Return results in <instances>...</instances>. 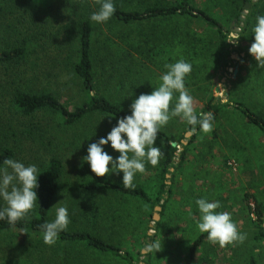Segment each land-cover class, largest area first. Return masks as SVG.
I'll return each instance as SVG.
<instances>
[{
    "label": "rangeland",
    "instance_id": "rangeland-1",
    "mask_svg": "<svg viewBox=\"0 0 264 264\" xmlns=\"http://www.w3.org/2000/svg\"><path fill=\"white\" fill-rule=\"evenodd\" d=\"M38 1L35 10L8 9L0 20L1 48L10 39L23 41L28 36H34L42 44L20 68L22 78L13 75L12 69L0 71V145L4 142L14 149V160L26 166L35 164L38 169L52 157L62 160L65 182L55 205L63 200L62 205L67 206L68 227L82 226L83 230L88 229L121 246L132 253L135 264H185L193 244L207 235L197 230L199 211L195 204L197 199L207 198L220 202L221 208L217 211L231 213L246 239L220 247L205 237L191 264H248L252 257L258 264H264V240L256 238L258 220L250 210V205H255L245 201L247 195L257 200L264 221V138L236 109L224 110L214 119L210 132L200 131L187 137L189 125L178 117L161 128L170 135L172 143L180 141L182 145L177 143V157L166 175L167 192L158 206L152 207L134 198H120L114 193L80 189V185L89 180L83 160L89 144L105 137L116 122L92 117L64 127L51 112L29 116L18 113L12 107L11 97L17 87L29 84L37 91L56 93L70 110L80 104L78 81L62 64L66 51L61 50L60 45L65 32H69L71 19L74 20L70 18L74 11L89 8L94 12L99 3L98 0ZM191 1L223 19L227 26H233L224 0ZM243 13L244 20L248 11ZM109 23H95L97 52L94 56L99 89L108 99L130 107L140 94H150L159 85V77L167 71L166 64L184 59L192 64V71L185 78V88L193 97L195 114L203 110L212 95L223 102H242L264 115V68H257L253 57H245L239 43L234 46L221 42L201 23L185 18L112 30ZM59 32L63 36L53 41V36ZM172 106L170 104V108ZM155 146L162 152L158 165L146 164L144 173H138L134 179L135 185L149 189L153 200L159 197L157 176L163 172L165 156L164 147L157 143ZM105 150L114 158L119 155L110 146ZM183 152L185 160L181 163ZM122 175H106L104 179L122 184ZM88 205L98 207L102 215L95 209V220L93 216H81L79 210L83 207L93 210ZM54 216L55 209L52 219ZM153 241L162 245L160 251L144 254L142 249ZM0 264L124 263L81 245L58 242L49 245L44 243L41 234L15 230L0 234Z\"/></svg>",
    "mask_w": 264,
    "mask_h": 264
},
{
    "label": "trees",
    "instance_id": "trees-1",
    "mask_svg": "<svg viewBox=\"0 0 264 264\" xmlns=\"http://www.w3.org/2000/svg\"><path fill=\"white\" fill-rule=\"evenodd\" d=\"M80 0L79 2H81ZM38 0H0V20L2 15L8 13V9H26V12L35 10ZM116 11L113 17L109 20V29L121 28V26H132L136 24H149L155 21H169L178 18H185L192 22L201 23L204 28L213 32L221 42L227 40L228 34L232 31L230 28H239L240 40L239 48L245 53V57H252L249 54V48L254 41L252 28L256 23L258 15H264V0H224V4L229 7V20H231L232 27L227 26L223 19H219L211 12L199 8L194 5L191 0H114ZM250 8L247 10L248 15L244 20L241 19L246 5ZM9 5V6H8ZM99 6V5H98ZM89 11H88V10ZM81 11H74V17L71 19L69 32H65L64 41H61L60 49L66 51L65 58L62 62L64 66L69 68L77 79L80 87L81 100L80 104L75 109H68L64 103L54 92L37 91L28 85H20L15 89L11 97L12 107L23 115L29 116L37 112H51L61 122L64 127L76 125L85 119L96 117L106 118L113 122L130 114V107H124L107 97L100 91V81L95 74L94 56L97 52L95 39V23L90 20V14L93 12L89 8ZM75 15V16H74ZM63 36L59 32L53 36V41H59ZM191 36V35H189ZM195 36V34H193ZM42 45L34 36H28L23 41L19 39L8 40L5 42L3 48L0 47V71H8L12 69L11 73L16 77L22 78L19 70L29 61L32 54H36V48ZM63 45V46H62ZM13 76V79H16ZM20 88V90H18ZM98 89V90H97ZM233 108L240 111L246 121L256 126L264 138V115L257 114L247 105L242 102H223L221 99L210 96L205 107L200 113L211 112L216 119L224 110ZM192 127L189 125L188 129ZM198 129V125L196 126ZM197 132H200L197 130ZM156 143L164 147L163 172L157 176L159 177L160 185L158 189L159 197L153 200L150 196L149 189L146 186L136 184L134 188H126L122 184H115L107 181L104 177H96L90 171V166L84 162V171L89 177V180L80 185V189L85 192L92 193H114L125 199H138L141 202L150 204L152 207L158 206L166 194V175L169 169L173 167L174 159L177 157L178 146L182 143L177 141L178 146L173 147L171 137L165 131L160 130ZM5 158L15 159V151L12 147L1 143L0 145V165ZM185 160V152L182 153L180 162ZM40 175L38 178L39 187L37 189L38 201L37 206L32 210L30 217L25 220L17 221L15 226H10L7 220L0 221V234L21 230L28 233L41 234V225L46 221L52 219V207L55 206L57 198L59 197L65 182V170L63 162L58 157H52L47 164L39 167ZM245 201L250 204V210L257 216V240H264V221H262L263 213L260 207H257V200L250 195L245 197ZM0 206H3L0 201ZM89 208V205H88ZM93 208V210L91 209ZM92 214L83 207L79 210L81 216L88 218L93 216L97 218L98 207H91ZM96 209V210H95ZM88 211V212H87ZM87 212V213H86ZM88 216V217H87ZM84 227H67V229L60 233L56 242L67 245H81L87 249L108 257L112 260H119L124 264H135L132 253L124 250L121 246L104 239L90 230H83ZM207 235L201 236L191 247L190 255L185 264H191L197 254L198 249L202 246ZM248 264H258L256 258L252 257Z\"/></svg>",
    "mask_w": 264,
    "mask_h": 264
},
{
    "label": "clouds",
    "instance_id": "clouds-1",
    "mask_svg": "<svg viewBox=\"0 0 264 264\" xmlns=\"http://www.w3.org/2000/svg\"><path fill=\"white\" fill-rule=\"evenodd\" d=\"M98 3V10L92 12L89 18L96 24H103L113 17L115 3L114 0H98ZM252 33L254 41L248 50L249 54L257 62V68H264V15L256 17ZM239 40L238 31L233 30L226 41L238 46ZM164 67L167 71L159 77V85L150 94H140L130 105L129 115L118 119L105 137L89 144L83 160L96 177L122 173V185L134 188V179L138 173H144L146 164L153 167L158 165L162 155L161 148L155 146L158 133L173 118L178 117L192 126L187 130L188 135L195 134L197 130L205 133L212 130L213 113H200L198 117L194 112L193 97L185 88V78L191 73L192 64L179 59ZM176 93L179 95L176 96ZM170 104H173L171 108ZM106 146L119 155L114 158L105 150ZM38 172L35 164L26 166L12 158L3 160L0 165V201H3L0 221L6 219L10 226H15L17 221L30 217L38 204ZM62 201L52 207L55 209L54 219L41 225L45 244H54L70 223L68 208L62 205ZM195 204L199 211L197 230L207 234L209 242L225 247L246 239V234L239 232L231 213L217 211L221 208L219 201L199 198ZM161 246L158 241H153L146 244L142 252L156 253Z\"/></svg>",
    "mask_w": 264,
    "mask_h": 264
},
{
    "label": "water",
    "instance_id": "water-1",
    "mask_svg": "<svg viewBox=\"0 0 264 264\" xmlns=\"http://www.w3.org/2000/svg\"><path fill=\"white\" fill-rule=\"evenodd\" d=\"M249 8H250V5L247 4L246 7H245V9L248 10ZM243 14H245V12H244ZM241 19L243 20L242 17H241ZM235 30H236V31H240L239 28H237V29H235ZM236 73H237V71L235 72V74H236ZM217 92H219V89H217ZM188 136H191V135H188V134H187V137H188ZM184 144H185V143H184ZM172 146H173V147H177V143L173 142V143H172ZM156 210H160V208H156ZM156 218H158V215H157Z\"/></svg>",
    "mask_w": 264,
    "mask_h": 264
},
{
    "label": "built area",
    "instance_id": "built-area-1",
    "mask_svg": "<svg viewBox=\"0 0 264 264\" xmlns=\"http://www.w3.org/2000/svg\"><path fill=\"white\" fill-rule=\"evenodd\" d=\"M253 213H254V209H253Z\"/></svg>",
    "mask_w": 264,
    "mask_h": 264
}]
</instances>
